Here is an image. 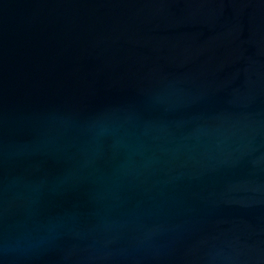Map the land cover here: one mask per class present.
<instances>
[{"label":"water","instance_id":"1","mask_svg":"<svg viewBox=\"0 0 264 264\" xmlns=\"http://www.w3.org/2000/svg\"><path fill=\"white\" fill-rule=\"evenodd\" d=\"M0 264H264V0H0Z\"/></svg>","mask_w":264,"mask_h":264},{"label":"clouds","instance_id":"2","mask_svg":"<svg viewBox=\"0 0 264 264\" xmlns=\"http://www.w3.org/2000/svg\"><path fill=\"white\" fill-rule=\"evenodd\" d=\"M12 250H16V249H15V247H13V249H12Z\"/></svg>","mask_w":264,"mask_h":264}]
</instances>
